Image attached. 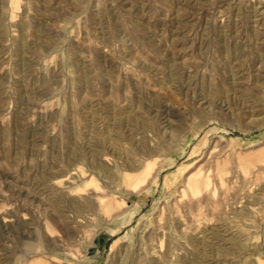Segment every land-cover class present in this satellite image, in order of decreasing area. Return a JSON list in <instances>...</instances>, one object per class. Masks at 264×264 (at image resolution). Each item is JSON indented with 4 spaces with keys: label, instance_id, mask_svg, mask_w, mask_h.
<instances>
[{
    "label": "rangeland",
    "instance_id": "obj_1",
    "mask_svg": "<svg viewBox=\"0 0 264 264\" xmlns=\"http://www.w3.org/2000/svg\"><path fill=\"white\" fill-rule=\"evenodd\" d=\"M0 264H264V0H0Z\"/></svg>",
    "mask_w": 264,
    "mask_h": 264
}]
</instances>
